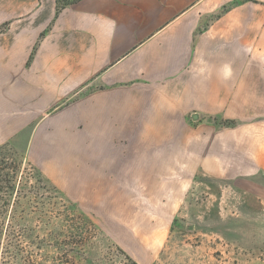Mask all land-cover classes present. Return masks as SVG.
I'll use <instances>...</instances> for the list:
<instances>
[{
    "label": "crops",
    "instance_id": "obj_1",
    "mask_svg": "<svg viewBox=\"0 0 264 264\" xmlns=\"http://www.w3.org/2000/svg\"><path fill=\"white\" fill-rule=\"evenodd\" d=\"M56 9L0 0V147L97 215L138 196L173 216L198 176L264 202V2Z\"/></svg>",
    "mask_w": 264,
    "mask_h": 264
},
{
    "label": "rangeland",
    "instance_id": "obj_2",
    "mask_svg": "<svg viewBox=\"0 0 264 264\" xmlns=\"http://www.w3.org/2000/svg\"><path fill=\"white\" fill-rule=\"evenodd\" d=\"M0 168L8 172L0 182V215L6 214L4 221L0 217L1 263L264 264V202L231 184L196 177L173 216L137 206L138 196L116 201L122 204L113 209L116 214L97 215L58 190L23 151L1 149ZM131 190L138 194L139 185ZM139 241L159 247L143 254L135 246Z\"/></svg>",
    "mask_w": 264,
    "mask_h": 264
},
{
    "label": "trees",
    "instance_id": "obj_3",
    "mask_svg": "<svg viewBox=\"0 0 264 264\" xmlns=\"http://www.w3.org/2000/svg\"><path fill=\"white\" fill-rule=\"evenodd\" d=\"M78 1H80V0H56V4H57L56 13H58L61 9L65 8V7H68V6H71V5L75 4V3H77ZM7 146L8 145H4V146L0 147V150L5 148V147H7ZM2 172H4V169L0 168V182H2V181L6 182L5 177L8 176V172H7V174H4ZM12 189L13 188H11L10 190H12ZM0 192H1V189H0ZM0 200H2V199H0ZM5 216H6L5 213H2V215H0V217H2V221H4ZM3 235H4V233H3V231H2V229L0 227V252H1L2 247H3V245H2ZM7 237L9 239V234H8ZM9 241H11V239ZM7 244H10V243H7ZM6 250H7V248H6ZM5 254L8 255L9 252L6 251L4 253V255ZM28 263H29V261H26V260L23 261V264H28ZM0 264H16V262L15 263H10V261L9 262L2 261V263L0 262Z\"/></svg>",
    "mask_w": 264,
    "mask_h": 264
}]
</instances>
